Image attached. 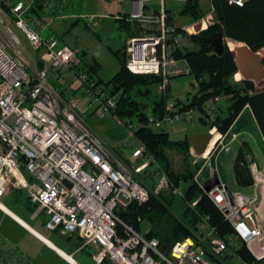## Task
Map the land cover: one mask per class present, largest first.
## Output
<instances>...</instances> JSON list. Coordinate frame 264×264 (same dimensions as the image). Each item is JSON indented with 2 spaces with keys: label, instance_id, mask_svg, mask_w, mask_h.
Segmentation results:
<instances>
[{
  "label": "built area",
  "instance_id": "built-area-1",
  "mask_svg": "<svg viewBox=\"0 0 264 264\" xmlns=\"http://www.w3.org/2000/svg\"><path fill=\"white\" fill-rule=\"evenodd\" d=\"M34 1L0 0V200L10 188L24 190L36 211L45 215V227L78 236L83 246L77 249L92 246L96 264L104 260L112 264H219L229 248L228 239L208 238L214 227L207 224V217L203 220L208 234L186 236L166 251L160 249L158 238H149L146 231H137L120 219L119 210L126 209L132 201L142 203L151 191L163 192L171 184L169 176L140 140L131 153L134 163H126L86 125L72 99L65 100L49 82L56 71L78 64L82 50L41 34L43 21L29 13ZM146 1L131 0L132 10L126 19L132 23L133 34L125 43L126 67L134 73H152L161 78L164 111L161 116H149L146 123L158 128L165 122L191 119V110L180 111L168 99L169 79L189 73L186 59L176 54L186 36L184 32L191 30H178L169 21L166 2L209 0H161L159 8L146 5ZM227 1L238 5L245 2ZM41 3L49 5L48 0ZM70 16L84 19L86 24L95 18L89 13ZM205 18L200 20L202 24H206ZM73 74L85 92L94 95L87 74ZM95 94L98 115L115 112L114 96ZM131 126L128 123L129 129ZM208 132L215 137L210 149L198 155L190 146L193 162L202 158L206 165L197 170L195 181L204 191L205 186L212 185L205 193L239 239L246 245L262 241L264 227L258 217L257 190L249 196L230 189L222 180L219 166L213 163L219 156L217 148L228 147L224 134L215 126ZM154 162L157 168L150 187L141 174L148 172ZM249 168L253 185L264 192V167L253 160ZM202 169L207 170L206 182L198 180ZM172 192L183 196L181 187ZM198 199L188 204L193 207ZM249 249L255 253V249ZM14 264H24V260Z\"/></svg>",
  "mask_w": 264,
  "mask_h": 264
},
{
  "label": "trees",
  "instance_id": "trees-1",
  "mask_svg": "<svg viewBox=\"0 0 264 264\" xmlns=\"http://www.w3.org/2000/svg\"><path fill=\"white\" fill-rule=\"evenodd\" d=\"M48 3L49 5L44 6L41 0H35L29 10L30 15L41 19L45 25H49L48 19L71 18L70 27L79 23L80 18L70 16L81 13L71 8L72 0H48ZM199 4L198 1L186 2L181 5L180 13L188 16L192 21H200L207 11L211 10L213 23L195 33L183 31L192 41L193 46H181L176 54L186 59L189 73L195 80V92L191 97H186L185 101L180 98L173 101L180 111L198 109L200 120L208 123L207 131L213 125H216L222 133H227L231 128L234 131L252 129V131L260 132L264 141V89L257 88L252 80L236 81L234 76L238 68L232 52L225 45L224 51L217 54L211 43L217 32H220L224 37L246 43L261 55L264 64L262 54L264 52V0H245L242 5L227 0H209L207 8ZM168 12L169 21L173 22L172 9L168 8ZM125 17L127 14H122V18L115 19L119 21L121 28L131 32L132 23ZM177 29L180 30L181 26H177ZM49 35L57 37L54 34ZM59 37L64 40L63 36ZM112 53L118 60L119 68L108 80L98 75L99 62L95 58L86 59L84 50H82L80 62L69 69L77 74L80 71L85 72L93 83L90 89L94 94L97 92L104 96H114L115 114L121 120L126 118V120L136 121L134 137L144 143L146 151L153 155L158 164L166 170L172 187H181L185 184V187L181 188L183 196L170 191L171 194L166 197L163 193L151 191L147 201L142 203L132 201L126 209L119 210L120 219L132 225L137 231H144L148 226L149 230L145 235L149 238H158L160 249L164 251L170 249L171 245L179 239L204 233L202 226L207 228L209 224L214 227L212 235L227 238L229 248L244 262L254 264L261 261L263 258L257 259L246 243L239 239L217 205L193 179L192 171L198 170L200 164L199 160L193 162L190 157L191 144L187 136L182 139H172L169 133L162 129V126L154 128L146 125L149 116H161L164 111L165 96L157 90L161 84V78L152 73L130 71L126 67L125 44L122 49L112 50ZM51 82L55 86L54 81L51 80ZM76 89L85 91L81 84ZM58 91L63 98L66 97L64 90ZM215 97L220 99L223 97L225 106H220L218 110L213 111L208 107L214 106ZM210 100L211 103H208ZM249 110L252 121L245 117L244 112ZM207 117L210 118L209 121ZM246 146L248 147L247 144ZM246 146L241 144L233 161L234 177L241 186H247L253 182L251 172L246 167L247 156L248 153L250 154V150L246 152ZM167 148L178 149L187 160L186 166L188 164L191 166L190 162H193L194 166L188 167L187 173L176 172L171 168ZM112 150L126 163L130 162V158H127L128 156H125L121 149L114 147ZM147 173L144 171L141 178L152 187L154 177L148 178ZM196 198H199L197 203L191 207L188 203ZM173 199H177L184 205V214L180 217L175 216L169 210ZM32 209L30 208V211ZM205 217H207V224L203 220ZM63 237L66 240L75 238L76 245L80 242L79 237L75 235H64ZM75 247L77 246H72L71 249ZM228 256V252H225L219 264H227ZM18 257L21 261L25 259L21 258L23 257L21 255ZM100 264L112 263L104 260Z\"/></svg>",
  "mask_w": 264,
  "mask_h": 264
},
{
  "label": "rangeland",
  "instance_id": "rangeland-1",
  "mask_svg": "<svg viewBox=\"0 0 264 264\" xmlns=\"http://www.w3.org/2000/svg\"><path fill=\"white\" fill-rule=\"evenodd\" d=\"M160 1L161 0H148L145 2V4L153 5L156 8H159ZM199 3L201 5H204L206 8L208 7L206 1H201ZM166 5L168 8L172 9L173 22L176 24V26H181V28H188V30H191V33L198 32V30L195 28V24L201 21H197V20L192 21L188 16L181 14L180 13V7L182 5L181 2L174 3L172 1H167ZM131 7H132L131 0H72L71 8H74L76 12L95 13L96 16L93 23L89 25H85L84 19H80L79 23H77L73 27H70L69 23L71 18L60 19V20L48 19L49 25L45 26V24H42L41 34L44 37L49 36V34H54L58 37L60 43H68L77 48L79 47L81 48V46H86L89 53L94 55V57L99 62V67L97 72L98 75L102 79L108 80L119 68L118 60L116 56L112 53V50L122 49L123 45L126 42V38L129 34V32L125 28H121L119 26V21L116 20L115 17L121 18L122 15H117V14L122 13L123 10L126 13L130 14ZM210 11L211 10H208L207 13L205 14V17L207 18H205L206 24L204 27H207L209 24L213 23V17ZM200 24L201 26H203L202 22ZM130 29L131 32H133V26ZM185 32L188 33V31ZM59 36H63L64 40L61 39V37ZM181 43H182L181 46H188V47L193 46V43L188 36H185L181 40ZM262 54L264 56V52H262ZM234 78L236 81L242 79V77L237 79L235 76ZM51 80L53 79L50 78L49 82L53 84ZM194 83H195L194 77L190 73H185L170 78L169 86H168L169 88L168 99L173 101L176 98L184 99L185 97H191L195 92ZM54 84H55V88H57L59 82H54ZM71 84L74 86H80V81L74 78L73 80H71ZM256 87L259 89H264V79L261 82L256 83ZM157 90L160 92L159 87H157ZM65 91L67 93L64 92L66 95V97L64 98L66 100L72 99V101L80 109L79 110L80 117L85 120L86 125L90 127L93 130V132H95L101 137L102 141H104L106 146L110 150H112V148L114 147H118L119 149H121V151L124 153L125 156H128L127 158H130L129 163L130 164L131 162L134 163V158L132 157L131 153L134 146L137 144V139L134 137V132H135L134 125L136 124V121H134V119H130L131 121L126 120V118L119 120L117 119V117H115L114 115L115 112L106 113L103 116L98 115L95 112L96 107L98 105L97 94L91 95V93H86L85 91L82 92V89L78 90L76 88L75 89L70 88L68 91L67 90ZM215 101L217 102L215 103ZM213 102H214V106L208 107L213 111L218 110L220 106L222 107L225 106V100L223 97H221V99L214 98ZM208 103H211V100ZM244 113H245V117H247L249 121L250 120L252 121L250 110L245 111ZM199 115L200 112L198 111V109H191L190 120L181 119L176 121L175 123L165 122L162 125V129L166 130L169 133L170 138L172 139H182L185 136L188 137L192 134L206 132L208 123L202 122L199 118ZM207 120L209 121L210 118L207 117ZM128 123L132 125L130 129L128 128ZM213 126L216 127L217 132H221L219 129H217L216 125ZM247 131L249 135L250 133L253 135L256 144L252 142L253 143L252 153L254 154L255 158H253V156H251V154L248 153L246 167L248 168V170H250L249 164L253 160L254 161L257 160L258 162L261 161V164H263L262 167H264V142L262 141L263 140L262 136L260 132L258 133L257 131L254 130L252 131V129L251 130L247 129ZM248 133L247 134L243 133L242 135L235 134V132L232 129H229L227 133L226 132L222 133L224 134V138H225L224 139L225 147L227 145V147L229 146V148L227 150L226 149L224 150V148L221 149L218 147L216 154H218L219 156L217 157V161H214L213 164H217L219 166L220 176L222 180H224L225 182L227 181V184L230 189L237 190L246 195L252 196L255 193V186L253 185V182L250 185L241 186L234 177V171L232 166L233 158L236 153L235 151H236L237 143L239 139L246 138V136L248 137ZM244 142L247 145H249L248 141L244 140ZM250 149L251 148L246 146L245 150L246 152H248ZM166 152L171 163V168L174 169L176 172L187 173L188 171L187 168L194 166L193 162H190L191 166L189 164L186 166L187 160H185L184 154L180 152L178 149L167 148ZM190 157L193 160L194 156L191 155ZM212 161H213V156H212ZM199 164L200 166L202 165L203 167L206 166L202 158L199 159ZM156 168H157V163L154 162L148 168V173L146 174L148 178L154 177V174H152V172H154ZM196 173L197 170L194 169V171H192L194 180H196L197 177ZM207 178H208L207 170L206 171L203 170L202 173L200 172V174L198 175V180L201 182H206ZM184 187L185 184H182L181 188L183 189ZM174 188L175 187H172V185L170 184L161 193H163V195L167 197L171 194ZM7 193L11 194V197H13L15 192L13 191V189L10 188L9 191H7ZM13 210L16 213H18L21 217L29 221L34 227L39 229L41 228L42 231L51 238V240H53L55 243L60 245L59 239L57 238L56 235L52 233L53 231L47 230L46 228H44V226L42 227L41 225L42 215H40L37 219L30 221L29 217H27L24 214V212L16 210L14 208ZM169 210L175 216L180 217L184 214L185 209L182 203H180L177 199L176 200L173 199L172 204L169 207ZM258 217L260 220L259 215ZM7 223H9L10 226L16 230L15 233L12 235L13 238L15 239L16 245L18 246L19 249H21V251L22 250L27 251L28 249L30 251L29 252L30 256L37 259H42L43 263L50 260L53 261L55 259L57 264H71L69 262L62 261L57 256L55 257L53 252L46 249L43 243L35 239V237H33V234L30 231L18 226L11 218L5 217V222H4L5 228ZM148 230L149 227L147 226V228H145L144 231H148ZM202 231H204V233H207L208 229L202 226ZM198 234L199 233H197L194 237H196ZM63 235H68V234H63ZM1 236L3 237V235ZM212 237H213L212 233H209L208 238H212ZM70 241H72L71 246H83L81 244V240L79 243H77V245L74 242L76 241L75 238ZM14 246L15 245H13V243L9 242L5 237H3L2 241H0V254H1L0 264H14V262H16L20 258L15 256L16 254L19 255L21 252L17 251L14 248ZM60 246L64 249V251H66L67 253L69 252V250L66 249L65 246L62 245ZM93 252H94V248L88 245L81 248L79 252L74 253L73 257L77 262V264H96L92 258ZM226 252H228L229 254V256L226 258L227 264H248L244 262L235 252H233L231 248H228ZM24 260H25V264H32L31 262H33L32 259L31 260L24 259ZM254 264H264V259Z\"/></svg>",
  "mask_w": 264,
  "mask_h": 264
},
{
  "label": "crops",
  "instance_id": "crops-1",
  "mask_svg": "<svg viewBox=\"0 0 264 264\" xmlns=\"http://www.w3.org/2000/svg\"><path fill=\"white\" fill-rule=\"evenodd\" d=\"M131 10H132V7H131ZM89 14H94L95 13H91V12H87ZM122 14H128L126 13L124 10L122 13L120 14H117V15H122ZM115 15V16H117ZM96 16V15H95ZM71 17H74V16H71ZM116 18V17H115ZM74 19V18H73ZM95 19V18H94ZM85 25H89V24H86ZM133 34V32H130L129 31V34L127 36V38L129 36H131ZM126 38V40H127ZM126 43V42H125ZM73 46V45H72ZM80 48V47H79ZM81 50H84L86 52L85 56H86V59H92V58H95L94 55H92L91 53H89L88 49L86 46H81L80 48ZM96 59V58H95ZM97 60V59H96ZM51 78L53 79L54 82H59V85L57 86V89L58 90H64L65 93H67L65 90H69L70 88H78V86H74L71 84V80H73V73L72 71L67 68V69H62V70H59V71H56L55 74L53 76H51ZM55 87V86H54ZM68 96V95H67ZM232 129V128H231ZM209 130V129H208ZM233 130V129H232ZM234 131V130H233ZM208 132V131H206ZM235 134H240L242 135L243 133H248L247 129H241V131H234ZM259 133V132H258ZM234 134V135H235ZM232 139V137H231ZM244 140L248 141L249 145L248 147L251 148L250 149V154L251 156H253V158H255L254 154L252 153V150H253V143H255V140L253 138V135L250 133H248V137L246 136V138H241L239 139L238 143H237V147H236V153L238 151V148L241 146V143L246 145V143L244 142ZM263 141V140H262ZM229 142V141H228ZM264 142V141H263ZM229 144V143H228ZM256 144V143H255ZM229 148V146H228ZM227 148V149H228ZM235 153V155H236ZM249 156V157H251ZM235 157V156H234ZM214 161V159H213ZM233 161H234V158H233ZM257 161V160H256ZM257 163L262 166L263 164H261V161ZM233 166V164H232ZM227 182V181H226ZM13 191L15 192L13 197H11V194L9 193H5V194L2 196L1 198V202L3 204H5L8 208H10L14 213H16L14 209L16 210H19V211H22L24 212V214L29 217V220L32 221L34 219H37L40 215H42V218H41V225L42 227L44 225V220H45V215L42 214L41 212H37L35 207H34V204L29 200L27 194L25 193L24 190H21V189H17V188H12ZM257 190V192L259 193L258 194V201H257V211H258V215L260 216V220H261V223L264 227V193L262 192V189L260 187H255V191ZM9 191V190H8ZM30 208H33L31 211H30ZM20 218H22L28 225L27 227L24 226L21 222H19L16 218H14L13 216H11L10 214H8L7 212H5L1 207H0V234L3 235V237H5L9 242L13 243L14 248L21 252L19 255H15L16 257L18 256H23L26 260H33V263L34 264H57L56 263V260L54 259L53 261L50 260V261H46L45 263L42 262V259H37V258H34L32 256L29 255V250L27 249V251H21V249L18 248V246L16 245L15 243V239L13 238V235L15 233V229H13L9 223L6 224V228L4 227V222H5V217H9L11 218L18 226L24 228V229H27L28 231H30L32 234H33V237H35V239L39 240L41 243H43L45 246L46 249L50 250L51 252H53V254L55 255V257H59V259H61L62 261H66V262H69L71 264H77V262L75 261L74 257H73V254L74 253H77L80 251V249H77V247H75L74 249H71L72 246V241L70 240H73V239H70V240H66L64 239V235L59 231V230H49V231H53L52 233L54 235L57 236V238L59 239V243L60 245L62 246H65L66 249L69 250L68 254H70L74 260V262H70L69 260H67L66 258H64V256L58 252V250H56L57 248L61 249L64 251V249L57 243H55L53 240H51V238L49 236H47L43 231L42 229L40 228H36L34 227L29 221H27L25 218L21 217L18 213H16ZM47 229V228H46ZM48 230V229H47ZM0 235V238L3 239V237ZM13 238V239H11ZM51 242L52 245L49 243ZM47 245V246H46ZM248 247H251L252 249H255V253H253L255 255V257L257 259L259 258H263L264 259V236H263V240L262 241H258V240H253L250 244H247ZM3 252V251H2ZM66 252V251H64ZM67 253V252H66ZM1 256V254H0ZM2 259V257H1ZM262 259V260H263Z\"/></svg>",
  "mask_w": 264,
  "mask_h": 264
},
{
  "label": "water",
  "instance_id": "water-1",
  "mask_svg": "<svg viewBox=\"0 0 264 264\" xmlns=\"http://www.w3.org/2000/svg\"><path fill=\"white\" fill-rule=\"evenodd\" d=\"M200 23L195 24V28L198 31L203 29ZM229 41L235 42L233 49L229 47ZM211 43L217 54H221L224 51L225 45L230 49L242 79L252 80L255 84L264 79V64L261 55L251 49L246 43L224 37L220 32H217ZM210 139L211 134L209 132L196 133L187 137L188 142L198 155L205 151ZM217 181L216 179L214 183H217ZM211 187L212 185L205 186L204 189L209 191Z\"/></svg>",
  "mask_w": 264,
  "mask_h": 264
},
{
  "label": "bare ground",
  "instance_id": "bare-ground-1",
  "mask_svg": "<svg viewBox=\"0 0 264 264\" xmlns=\"http://www.w3.org/2000/svg\"><path fill=\"white\" fill-rule=\"evenodd\" d=\"M204 26H205V23H203V26H202V27L204 28ZM234 46H235V42H231V41H229V47H230L231 49H233ZM235 77H236L237 79H238V78H241L240 73H239V72L235 73ZM214 142H215V137H212V138L210 139L209 143L207 144V147H206V150H205V151H207L208 149H210L211 146L214 144ZM0 207H1L5 212H7L8 214H10V215L13 216L14 218H16L19 222H21L24 226L27 227L28 224H27L22 218H20L16 213H14L10 208H8L5 204H3L1 201H0ZM28 226H29V225H28ZM49 243L52 245L51 242H49ZM56 250H58V252H60V253L64 256V258H66V259L69 260L70 262H74V260H73V258H72V256H71L70 254L64 252L63 250H61V249H59V248H57Z\"/></svg>",
  "mask_w": 264,
  "mask_h": 264
}]
</instances>
